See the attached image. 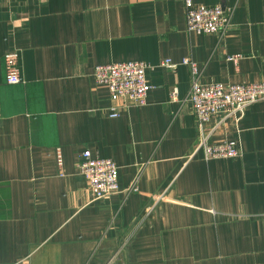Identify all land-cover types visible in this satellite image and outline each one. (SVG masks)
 I'll list each match as a JSON object with an SVG mask.
<instances>
[{"label": "crops", "instance_id": "crops-1", "mask_svg": "<svg viewBox=\"0 0 264 264\" xmlns=\"http://www.w3.org/2000/svg\"><path fill=\"white\" fill-rule=\"evenodd\" d=\"M193 2L226 30L189 34L183 0H0V264H264V99L203 127L241 151L206 161L183 64L202 84L264 83V0ZM125 62L152 68L144 106L94 80ZM85 151L115 162L118 192L93 200Z\"/></svg>", "mask_w": 264, "mask_h": 264}, {"label": "built area", "instance_id": "built-area-1", "mask_svg": "<svg viewBox=\"0 0 264 264\" xmlns=\"http://www.w3.org/2000/svg\"><path fill=\"white\" fill-rule=\"evenodd\" d=\"M183 1L189 34H221L228 27L227 15L221 6H201L195 5L193 0ZM17 60L18 54L16 53H9L5 56L8 84L15 85L22 82L16 65ZM183 64L190 66L192 70L193 79L187 101L192 104L201 126L197 150L203 152L206 161L239 157L241 151L237 143H211L213 132H205L203 127L217 118L239 123L249 106L264 99V83L229 86L202 84L196 65L188 59ZM164 66L175 68V65H170L168 62ZM151 69V66L143 62H125L98 66L93 76L96 84L106 87L113 98H128L135 105L144 106L148 93L152 89L147 78ZM172 96L176 98V89L172 92ZM110 117H119L117 108H111ZM61 165L60 162V167ZM77 168L79 174L87 182L93 200H101L119 191L118 167L112 160L92 158L91 153L85 151Z\"/></svg>", "mask_w": 264, "mask_h": 264}]
</instances>
